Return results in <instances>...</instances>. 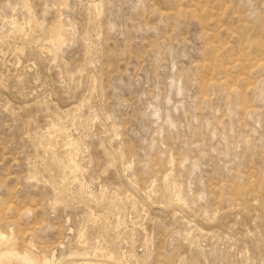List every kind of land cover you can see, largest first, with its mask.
I'll return each mask as SVG.
<instances>
[{
  "label": "rangeland",
  "instance_id": "374dc122",
  "mask_svg": "<svg viewBox=\"0 0 264 264\" xmlns=\"http://www.w3.org/2000/svg\"><path fill=\"white\" fill-rule=\"evenodd\" d=\"M9 250L264 264V0H0Z\"/></svg>",
  "mask_w": 264,
  "mask_h": 264
},
{
  "label": "bare ground",
  "instance_id": "6f19581e",
  "mask_svg": "<svg viewBox=\"0 0 264 264\" xmlns=\"http://www.w3.org/2000/svg\"><path fill=\"white\" fill-rule=\"evenodd\" d=\"M97 218V217H96ZM2 237V236H1ZM80 237L83 238V232H80ZM8 241V240H7ZM6 241V242H7ZM83 241V240H82ZM6 244V243H5ZM3 246V244H2ZM11 249V248H10ZM25 252V251H24ZM18 253V252H17ZM23 253V252H22ZM72 254H80L81 256L82 255H87V252L85 250H83L82 252H70V255ZM109 255H111V253L108 252ZM15 255V253L12 251V250H9V251H3V252H0V264H2L3 261H9L11 259V257H13ZM91 255V254H90ZM94 255V254H93ZM92 255V256H93ZM21 258L23 260H25L27 263L29 264H33L34 261L29 258V256L25 255V256H21ZM41 264H52V263H55L56 262V258H54V256H52L51 258H45L44 256L41 257ZM59 260V259H58ZM40 264V263H38ZM73 264H95V263H92V262H79V263H73Z\"/></svg>",
  "mask_w": 264,
  "mask_h": 264
}]
</instances>
